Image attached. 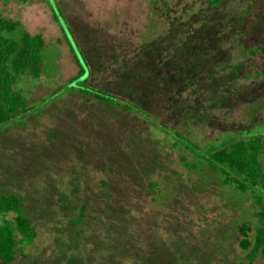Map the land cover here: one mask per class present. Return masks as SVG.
I'll list each match as a JSON object with an SVG mask.
<instances>
[{"label":"rangeland","instance_id":"1","mask_svg":"<svg viewBox=\"0 0 264 264\" xmlns=\"http://www.w3.org/2000/svg\"><path fill=\"white\" fill-rule=\"evenodd\" d=\"M0 16L51 45L48 75L20 83L33 110L0 129V194L17 195L34 232L8 264H264L260 250L245 259L250 246L238 245V225L248 224L249 239L257 226L251 193L223 185L204 164V152L238 130L264 129V61L239 44L249 33L264 47V3L253 11L250 0H0ZM167 20L196 30L200 46L157 56ZM66 25L90 85L146 108L195 143H187L194 152L172 145L185 141L171 127L158 132L66 90L78 71ZM189 108L197 115L187 123Z\"/></svg>","mask_w":264,"mask_h":264},{"label":"trees","instance_id":"2","mask_svg":"<svg viewBox=\"0 0 264 264\" xmlns=\"http://www.w3.org/2000/svg\"><path fill=\"white\" fill-rule=\"evenodd\" d=\"M218 1L204 0L207 6L216 4ZM263 3L264 0H250V7L253 11H256L260 9ZM48 7L61 31L62 27L57 22L58 16L55 12L56 9L59 16H63L59 6L54 3L53 7L49 4ZM167 9L153 12L158 16H165ZM191 12L187 13L186 9L188 16ZM193 15L191 14V16ZM195 17L201 18L199 13ZM62 20L65 22L64 17ZM200 20L203 22L202 19ZM177 23L178 21L167 20V27L162 40L163 46L157 56L164 54L168 58H172L184 55L186 52L200 46V36L196 30L188 28L189 31L186 34V29L180 31V23ZM66 27L70 38L69 41H65L78 66L77 73L65 81L66 90H75L81 95L92 96L96 100L116 105L140 117L143 122L149 123V126L158 132L163 131L164 127L173 128L172 132L182 138L186 145L185 143H179L177 139L172 141V145L180 146L185 151L187 143L192 144V146L195 144L169 123L160 121L146 108L140 107L121 93L90 85L88 81L92 73L86 56L80 50L70 28L67 25ZM239 44L245 53L262 58L264 61V47L255 40L253 35L245 33ZM49 46L51 45H46L39 33H28L17 19L0 16V129L4 124L15 122L33 110L35 104H27L19 87L21 81H35L41 75H48L47 63L50 62V58L47 57ZM77 52L81 56L84 67L79 63ZM238 65L234 64V73L240 68ZM148 66H151V64H148ZM152 68L154 69L153 65ZM217 69H220L219 65ZM259 69V72L264 73V68ZM58 88L59 86H56L49 95L54 97ZM191 108H189L190 112L183 117L187 123L190 122V119H194V115H197L193 112L195 109ZM256 127L257 132H248L245 129L243 131L238 130L239 136L221 142L220 145L208 148L204 152V164L217 172L221 183L241 193L250 192L251 199L257 207V210L254 211L257 226L254 229L252 238L249 239L246 235L249 231L248 224L242 221L237 227L238 232L241 234L238 242L240 248L250 246L249 252L245 253V259H251L254 253L259 250L264 255V245L262 243L264 239V163L262 160L264 157V129L259 125ZM190 152H194V150L191 149ZM178 159L186 166L184 168H190L192 165L184 162V156L179 155ZM7 213H12V218H6ZM33 237L34 232L19 206L17 195L14 193L0 194V262L11 263L15 258L16 245H27Z\"/></svg>","mask_w":264,"mask_h":264},{"label":"crops","instance_id":"3","mask_svg":"<svg viewBox=\"0 0 264 264\" xmlns=\"http://www.w3.org/2000/svg\"><path fill=\"white\" fill-rule=\"evenodd\" d=\"M238 242H239V240H238Z\"/></svg>","mask_w":264,"mask_h":264}]
</instances>
